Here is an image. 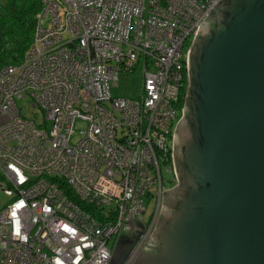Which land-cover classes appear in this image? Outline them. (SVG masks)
Instances as JSON below:
<instances>
[{
    "label": "built area",
    "instance_id": "1",
    "mask_svg": "<svg viewBox=\"0 0 264 264\" xmlns=\"http://www.w3.org/2000/svg\"><path fill=\"white\" fill-rule=\"evenodd\" d=\"M219 1L44 0L50 25L39 23L26 64L0 75V192L11 198L0 264H110V241L143 219L151 194L156 211L131 263L160 211L187 52ZM142 62L141 96L114 97L121 70ZM27 95L43 111L38 125L18 107Z\"/></svg>",
    "mask_w": 264,
    "mask_h": 264
},
{
    "label": "water",
    "instance_id": "2",
    "mask_svg": "<svg viewBox=\"0 0 264 264\" xmlns=\"http://www.w3.org/2000/svg\"><path fill=\"white\" fill-rule=\"evenodd\" d=\"M187 52L173 188L130 264H264V0H221ZM129 222L110 264L147 232Z\"/></svg>",
    "mask_w": 264,
    "mask_h": 264
},
{
    "label": "trees",
    "instance_id": "3",
    "mask_svg": "<svg viewBox=\"0 0 264 264\" xmlns=\"http://www.w3.org/2000/svg\"><path fill=\"white\" fill-rule=\"evenodd\" d=\"M44 9H45L44 0H0V75L9 68H16L26 64L25 62L29 56V53L31 52V49L35 46V44L37 45L39 23L41 22V24H43L44 27L45 26L48 27L50 25L49 20H47L44 17L42 19L40 18ZM63 38H64L63 41H65L66 39L70 40L69 33L68 32L65 33ZM59 44H56L55 46ZM121 71L131 72L132 70L125 69ZM183 80L186 87L182 91V97H185L187 93L186 89L188 85L187 70L184 71ZM29 98L33 100V102L29 104V109L37 110L39 112L40 109L38 107H33L34 99L30 95H27V97H24L22 100H27ZM182 101L181 104L179 105V109H181V113L185 105V103L184 102L182 103ZM18 107L20 108L19 104ZM20 110L22 109L20 108ZM24 116L27 120H31L35 118V116L33 118L32 117L27 118L25 114ZM35 121L37 122V125L42 122V120L41 122L37 120ZM78 123H80V121H78L77 124ZM76 132H77V125H76ZM161 163H162L161 174H162L163 190H165V185H164L165 183L166 185L169 186L168 189L173 188V185L175 184V175L173 174V162L169 158L168 162L164 161ZM163 172L169 174L171 176V179L165 180ZM61 188L66 192L67 196H69L73 201L78 203V205H81L82 208H84L85 210L89 212L96 211V208L94 206L89 207L84 202L79 201L75 196L73 190H71L70 188H66L65 185H61ZM7 198L11 201V198L9 197ZM147 198H149L151 201H155L156 203V200L152 197L151 194L148 195ZM155 208H156V204L154 207V212L156 211ZM144 209L146 210L145 204H144ZM153 214L151 215V218L153 217ZM115 243L116 241L114 240L113 245Z\"/></svg>",
    "mask_w": 264,
    "mask_h": 264
},
{
    "label": "rangeland",
    "instance_id": "4",
    "mask_svg": "<svg viewBox=\"0 0 264 264\" xmlns=\"http://www.w3.org/2000/svg\"><path fill=\"white\" fill-rule=\"evenodd\" d=\"M69 40L66 39L59 45L55 46L56 47H61L62 45L68 43ZM152 66V64H151ZM143 62L133 70V72H122L119 76L118 80V85L112 87V94L116 98H128V99H137L141 96V89H142V84H143ZM33 102L32 99H27V100H18V104L20 108L23 110V113L26 115L27 118L34 117L33 119L41 122L43 119L44 115L43 112L40 110L39 112L37 110H30L29 109V104ZM86 124L85 123H78L77 124V135L73 137L72 143L76 144L78 140H80V129L85 128ZM165 180H170L171 176L169 174H166L163 172ZM174 174V173H173ZM175 175V174H174ZM165 185V190L169 188L168 185ZM155 201H151L149 198L145 197V208L147 212L143 215V221L146 223H149V220L151 218V215L154 212V207H155ZM10 205V200L4 195V193L0 192V211L3 210L4 208L8 207ZM110 208V207H109ZM114 240H111L109 243V247H113Z\"/></svg>",
    "mask_w": 264,
    "mask_h": 264
},
{
    "label": "flooded vegetation",
    "instance_id": "5",
    "mask_svg": "<svg viewBox=\"0 0 264 264\" xmlns=\"http://www.w3.org/2000/svg\"><path fill=\"white\" fill-rule=\"evenodd\" d=\"M120 234H121V233H120ZM120 234H119V236L115 239L116 242H117V240L119 239V237L121 236Z\"/></svg>",
    "mask_w": 264,
    "mask_h": 264
}]
</instances>
